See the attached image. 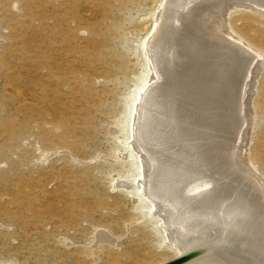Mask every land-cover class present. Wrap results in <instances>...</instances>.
Here are the masks:
<instances>
[{
  "label": "rangeland",
  "instance_id": "rangeland-1",
  "mask_svg": "<svg viewBox=\"0 0 264 264\" xmlns=\"http://www.w3.org/2000/svg\"><path fill=\"white\" fill-rule=\"evenodd\" d=\"M161 1L0 0V264L175 256L157 218L145 217L149 204L115 186L132 174L123 120ZM241 7L227 14L230 35L263 61L264 10ZM262 66L245 152L264 180ZM102 230L117 241H99Z\"/></svg>",
  "mask_w": 264,
  "mask_h": 264
},
{
  "label": "bare ground",
  "instance_id": "bare-ground-1",
  "mask_svg": "<svg viewBox=\"0 0 264 264\" xmlns=\"http://www.w3.org/2000/svg\"><path fill=\"white\" fill-rule=\"evenodd\" d=\"M238 6L264 0H162L139 42L146 76L123 120L132 174L115 186L149 204L175 248L166 261L264 264V180L245 152L264 59L230 35Z\"/></svg>",
  "mask_w": 264,
  "mask_h": 264
},
{
  "label": "water",
  "instance_id": "water-1",
  "mask_svg": "<svg viewBox=\"0 0 264 264\" xmlns=\"http://www.w3.org/2000/svg\"><path fill=\"white\" fill-rule=\"evenodd\" d=\"M188 260H189V257L184 255V256H179L169 261L163 262L162 264H184L188 262Z\"/></svg>",
  "mask_w": 264,
  "mask_h": 264
}]
</instances>
